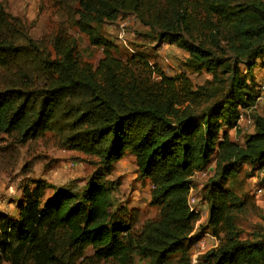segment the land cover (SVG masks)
Listing matches in <instances>:
<instances>
[{
  "label": "trees",
  "instance_id": "obj_1",
  "mask_svg": "<svg viewBox=\"0 0 264 264\" xmlns=\"http://www.w3.org/2000/svg\"><path fill=\"white\" fill-rule=\"evenodd\" d=\"M79 3L80 31L103 50L97 65L82 60L73 36L61 32L50 50L0 9V135L25 145L54 134L100 163L80 192L42 182L21 187L18 217L0 214V264H190L199 233L192 235L197 217L187 199L193 175L207 168L208 183L196 196L208 218L198 230L219 245L200 264H264V230L241 239L236 216L245 203L227 186L244 166L259 172L264 186V114L252 116L241 144L229 135L258 102L259 88L240 67L253 79L257 61L264 65V0ZM124 15L185 52L188 69L210 79L195 86L185 73L168 76L139 57H116L91 25ZM126 154L152 184L151 204L159 209L139 228L137 214L112 211L105 179Z\"/></svg>",
  "mask_w": 264,
  "mask_h": 264
},
{
  "label": "rangeland",
  "instance_id": "obj_2",
  "mask_svg": "<svg viewBox=\"0 0 264 264\" xmlns=\"http://www.w3.org/2000/svg\"><path fill=\"white\" fill-rule=\"evenodd\" d=\"M0 9L13 18L20 19L29 36L37 42H44L50 50H52L50 43L54 37L64 32L74 37L84 62L97 65L103 57V50L93 46L77 25L80 21L78 12L81 9L79 0H0ZM91 26L96 28L99 37L112 44L116 57L123 60L139 57L152 65H158L168 76L185 73L195 86L203 85L210 79L204 72L190 71L187 67L189 56L176 46L158 42L156 32L142 25L134 15H124L114 22H107L98 27L96 24ZM223 44L225 43H222V46ZM240 69L248 80L253 81L251 84L257 91L264 83V65L257 61L253 79L247 75L244 66ZM0 77L4 78L1 72ZM218 89L224 90L222 85ZM262 114L264 100L258 101L252 111L243 113V120L238 128L229 132L230 138L241 144L253 130L247 124V120L252 119L253 115ZM99 169L100 163L97 158L64 147L54 134H46L43 138L25 145L17 144L15 139L0 135V179L5 184V191L1 192L0 188V198H6L7 204H15L16 200L22 199L21 187H33L35 182L80 192ZM261 178L259 172L244 166L238 178L227 184L245 203L243 212L236 216L241 239L251 238L264 230V192L260 196L256 195L259 188L264 189ZM105 179L113 188L112 211L119 212L125 209L128 215L137 214L135 217L139 222L137 228L147 221L158 218L159 209L151 204L152 184L149 180L138 177L133 156L126 154L120 162L114 164ZM208 179L207 177L193 180L197 196L202 198V191ZM46 194L47 198L52 196L53 189H48ZM199 231L197 230L199 237L194 240L195 244L189 253L190 264H200V258L213 249L212 247L219 245V240L215 237ZM202 244L204 249L201 248ZM134 264L149 262L146 259L135 258Z\"/></svg>",
  "mask_w": 264,
  "mask_h": 264
},
{
  "label": "built area",
  "instance_id": "obj_3",
  "mask_svg": "<svg viewBox=\"0 0 264 264\" xmlns=\"http://www.w3.org/2000/svg\"><path fill=\"white\" fill-rule=\"evenodd\" d=\"M260 100H264V83H262L259 87V97L257 101ZM255 108V107H254ZM243 120V114L241 117V120L239 121V123ZM247 124L253 128V122L251 119L247 120ZM211 168H207L203 171H198L196 172L193 177L192 180H195L196 178H207L208 176H210V172H211ZM187 205L188 208L190 210L191 213H193L196 217L197 220L195 222V230L194 233L192 235H196L197 230L199 229V227L206 222L207 218H208V207L207 204L202 201L199 197L196 196V193L194 191V188H192L189 191V195H188V199H187ZM207 236H210L209 234H207ZM217 240V239H216ZM218 244V242L216 243V245ZM201 248H205L204 244H202ZM212 248H215L212 247ZM196 257V256H195ZM196 259V258H195Z\"/></svg>",
  "mask_w": 264,
  "mask_h": 264
},
{
  "label": "crops",
  "instance_id": "obj_4",
  "mask_svg": "<svg viewBox=\"0 0 264 264\" xmlns=\"http://www.w3.org/2000/svg\"><path fill=\"white\" fill-rule=\"evenodd\" d=\"M249 134H251V133H249ZM0 185H1V187H0L1 192L5 191L4 190L5 184H4V181L1 179H0ZM1 192H0V194H1ZM263 192H264V189L259 188L256 192V195L260 196ZM5 199L6 198H0V214H4V215L9 216L10 218L16 219L18 217V214H19L17 206H18L21 198L16 200L15 204H7V201H5Z\"/></svg>",
  "mask_w": 264,
  "mask_h": 264
}]
</instances>
